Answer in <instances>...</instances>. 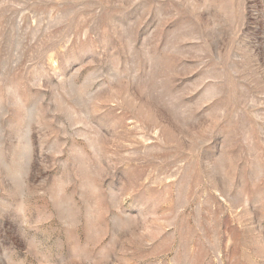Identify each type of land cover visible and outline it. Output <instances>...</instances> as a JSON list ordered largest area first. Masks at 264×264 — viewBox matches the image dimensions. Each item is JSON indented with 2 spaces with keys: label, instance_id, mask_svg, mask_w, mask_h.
Listing matches in <instances>:
<instances>
[{
  "label": "rangeland",
  "instance_id": "374dc122",
  "mask_svg": "<svg viewBox=\"0 0 264 264\" xmlns=\"http://www.w3.org/2000/svg\"><path fill=\"white\" fill-rule=\"evenodd\" d=\"M0 264H264V0H0Z\"/></svg>",
  "mask_w": 264,
  "mask_h": 264
}]
</instances>
